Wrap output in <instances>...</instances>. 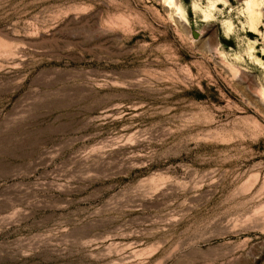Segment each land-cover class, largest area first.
I'll return each mask as SVG.
<instances>
[{
  "label": "rangeland",
  "instance_id": "obj_1",
  "mask_svg": "<svg viewBox=\"0 0 264 264\" xmlns=\"http://www.w3.org/2000/svg\"><path fill=\"white\" fill-rule=\"evenodd\" d=\"M0 264H264V0H0Z\"/></svg>",
  "mask_w": 264,
  "mask_h": 264
}]
</instances>
